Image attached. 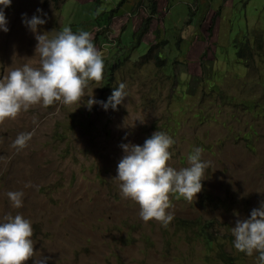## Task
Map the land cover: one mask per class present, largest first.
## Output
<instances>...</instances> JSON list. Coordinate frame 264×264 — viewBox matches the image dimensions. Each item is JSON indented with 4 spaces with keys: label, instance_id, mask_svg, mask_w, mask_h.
I'll return each instance as SVG.
<instances>
[{
    "label": "rangeland",
    "instance_id": "374dc122",
    "mask_svg": "<svg viewBox=\"0 0 264 264\" xmlns=\"http://www.w3.org/2000/svg\"><path fill=\"white\" fill-rule=\"evenodd\" d=\"M96 1L12 0L4 9L0 78L38 61L22 14L46 19L41 34L68 27L89 32L92 42L99 37L94 46L104 68L79 103L37 104L0 122V217L19 213L30 220L36 256L48 257V264H257L255 252L233 248L230 229L264 201V0H228L232 8L225 0L209 6L155 0L158 16L148 22L153 0H127L108 25V16H97L109 15L121 0ZM137 29L141 38L133 36ZM162 41L164 67L157 48L142 59ZM119 82L128 96L116 110L86 107L89 95L106 101ZM155 131L174 141L167 162L173 168L186 167L194 147L209 162L193 202L169 194L173 220L166 228L143 222L139 206L122 199L112 180L123 155L119 145H142ZM22 132L33 135L16 151L10 145ZM8 191L24 193L21 208L10 206ZM180 221L195 222V229L206 222L213 249Z\"/></svg>",
    "mask_w": 264,
    "mask_h": 264
},
{
    "label": "clouds",
    "instance_id": "9594fccd",
    "mask_svg": "<svg viewBox=\"0 0 264 264\" xmlns=\"http://www.w3.org/2000/svg\"><path fill=\"white\" fill-rule=\"evenodd\" d=\"M11 3L12 0H0V30L4 32L8 31L4 9ZM36 11L40 13L41 9ZM22 23L37 41L33 57L38 56V61L36 66L32 61L25 62L0 78V122L14 120L37 104L47 108L57 102L65 106L79 103L84 89L90 83L98 85L103 78L104 61L89 32L74 33L64 27L54 34V30L41 34L38 26L44 25L46 19L36 14L30 18L22 14ZM127 96L126 84L119 82L106 101L89 95L84 104L89 110L94 104L104 110H116ZM32 135L33 132L17 134L10 147L23 150ZM173 143L162 131L153 132L142 145L121 143L123 155L112 178L118 183L121 198L139 206L138 215L143 222L155 220L165 228L173 220V213L168 211L169 194L174 199L193 202L202 189L201 181L209 166V162L201 159L202 149L194 147L186 157L187 166L173 168L167 163ZM6 196L13 209L23 206L22 191H8ZM230 231L232 246L237 252L246 256H253L255 252L257 264H264V201L251 210L248 218L236 219ZM32 237L31 221L21 214L0 217V264H26L29 259L32 264H48V257L36 256Z\"/></svg>",
    "mask_w": 264,
    "mask_h": 264
},
{
    "label": "trees",
    "instance_id": "16d2710c",
    "mask_svg": "<svg viewBox=\"0 0 264 264\" xmlns=\"http://www.w3.org/2000/svg\"><path fill=\"white\" fill-rule=\"evenodd\" d=\"M53 2H60V1H64V0H52ZM127 0H121L119 3H118V5H117V7L114 9V10H112V12H110V14L109 15H102V14H100L99 16H97V18H99V19H101V18H103V17H105V16H108L107 17V19L109 20L108 22H106V25H108L109 23H110V18H111V16L113 15V13L115 12V11H117L121 6H123V4L126 2ZM145 1V0H144ZM100 2V0H97L96 1V3H99ZM144 3V2H143ZM146 7V6H145ZM156 8H157V4H156V2H155V0H153V2L151 3V5H150V11H148L149 12V14H148V17H147V22L149 21V19H153L154 17L156 18L158 15H157V13H156ZM253 33H255V34H258L257 32H253ZM98 35V34H97ZM121 35H122V32H121ZM133 36L134 37H138V38H141V36H140V32H139V30L137 29L136 31H134V33H133ZM96 39H99V37H96ZM95 39V40H96ZM155 39H157L156 38V35H155ZM95 40H93V44H95ZM140 40V39H139ZM264 40V39H263ZM260 41H262V39H260L259 37L257 38V43H258V46H259V48L261 47V43H260ZM167 44V42L166 41H162V42H158L157 44H153V46H152V48L150 49V52L148 53V55H146V56H144L142 59L143 60H145V59H148L152 54H154L153 53V50L155 49V48H157L158 49V52L156 53V55H155V57L157 58V60H158V62H159V66L160 67H164L165 66V64H166V61H164V60H162L161 58H160V56H159V51L165 46ZM134 47V46H133ZM133 47H131V49L133 50ZM134 49H135V47H134ZM248 50H249V52H250V48L248 47ZM120 51L122 52L121 53V55L120 56H122L123 54H126V52L123 50V49H120ZM120 53V52H119ZM239 55V57L241 58H243V57H245V56H247V54H244V53H239L238 54ZM244 105H245V103H244ZM193 225V226H192ZM189 224L188 222H186V221H180V227H182V228H187V229H189V228H191V229H193V234L195 235V236H197L201 241H203L204 242V244H205V246L208 248V249H213V247L215 246V242H216V239H215V237H212V234H211V232H209V228L207 227V223L205 222V223H201L198 227H197V229H195L194 227H195V222H193V224ZM217 254L218 255H221V256H224V259H225V254L223 253V252H217ZM227 260L231 263L232 262V258H230V257H228L227 256Z\"/></svg>",
    "mask_w": 264,
    "mask_h": 264
},
{
    "label": "crops",
    "instance_id": "0c3cea01",
    "mask_svg": "<svg viewBox=\"0 0 264 264\" xmlns=\"http://www.w3.org/2000/svg\"><path fill=\"white\" fill-rule=\"evenodd\" d=\"M212 0H204V3H202L203 4V6H209L210 5V3L209 2H211ZM223 5L224 6H229V7H233L234 5H233V3H228V0H225V2L223 3ZM222 5V6H223Z\"/></svg>",
    "mask_w": 264,
    "mask_h": 264
}]
</instances>
